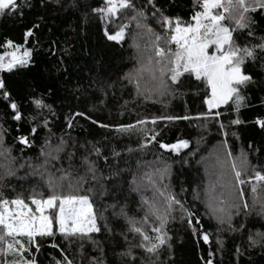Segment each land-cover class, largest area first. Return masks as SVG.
<instances>
[{"label": "trees", "instance_id": "1", "mask_svg": "<svg viewBox=\"0 0 264 264\" xmlns=\"http://www.w3.org/2000/svg\"><path fill=\"white\" fill-rule=\"evenodd\" d=\"M133 3L136 10L144 11L148 26L164 35L165 29L154 18L148 0ZM155 5L165 15L178 16L185 22H190L194 14L193 0H155ZM102 6L104 0H18L14 14L0 15V55L9 49L3 46L7 40L30 52L27 66L0 71V80L22 116L20 120L13 119L10 101L0 98V142L15 158L14 175H5L0 168V199L29 201L34 194L47 198L48 173L55 177L68 174L74 187L69 188V181L65 180L64 191L90 197L100 229L85 237H69L54 225L53 236H37L33 245L26 237L21 238L29 249L23 254L24 259H34L35 264H66L65 257L72 264H205L207 260L213 264H264V245L251 244L249 240L250 235L258 239L256 234L264 233V217L257 215L260 202L250 215H233L229 228L226 223L209 218L204 195L216 171L211 167L215 157L209 154L224 141L234 156L244 152L251 165L264 170V129L255 123L257 119L264 120V52L257 48V59L247 60L244 65L253 82L241 89L246 99L238 112L230 100L212 110L221 113L219 118L158 120L155 125H138L144 132L118 133L116 126L134 124L140 119L207 113L204 99L209 90L205 83L185 74L175 95L161 97L157 102L137 96L126 76L136 68L141 44L136 42L139 48L134 47L131 34L119 44L104 34L105 28L111 32L133 13L105 23L92 12ZM250 15L254 19V35L250 37L247 30L234 33L241 47L264 41V12L258 9ZM131 24L129 31L134 33L136 22ZM29 29L32 35L26 38ZM139 30L147 34L145 29ZM35 100L47 107H37ZM236 119L241 123L232 124ZM102 124L109 127H101ZM153 133L159 135L148 143ZM19 137H27L28 145L20 144ZM61 139L68 144L58 159L42 155V149L48 151L45 141L55 146ZM178 140L189 141V148L179 155L159 148L160 142L173 144ZM142 144L147 147L141 148ZM95 149L100 150L99 155ZM164 162L170 165L171 174L163 184L169 185L170 191L185 202V208L194 213L187 218L200 220L196 227L209 235V242L193 236L187 220L181 219L186 213L177 211L168 224L171 248L162 247L157 257L138 247L141 237L129 230V220L154 235L150 231L154 218H149L147 224L143 221L148 207L144 201L158 200L156 188L162 185L150 183L146 173L150 175ZM90 164L95 167L94 174L88 171ZM211 171L213 174H209ZM153 180L158 181V177ZM244 191L252 208L251 185L246 184ZM196 193L199 199L195 198ZM129 251L131 256L121 255ZM1 258L11 261L19 256Z\"/></svg>", "mask_w": 264, "mask_h": 264}, {"label": "snow or ice", "instance_id": "2", "mask_svg": "<svg viewBox=\"0 0 264 264\" xmlns=\"http://www.w3.org/2000/svg\"><path fill=\"white\" fill-rule=\"evenodd\" d=\"M148 3L154 9V18L165 29L164 35L156 33L148 26L144 11L136 10L133 0H104V6L93 8L92 12L99 14L102 20L109 22L122 15L126 16L128 12L133 13L128 17V23L119 25L118 30L114 33L105 28L106 38L117 44L125 40L126 29L133 21L136 22L138 29L146 30L151 41V54L147 56L146 61L138 60L139 67L126 76L137 96L157 102L161 97L175 95L181 78L185 74H189L197 81L206 84L209 92L204 99V104L207 106L208 112L197 117L169 115L154 117L151 121L140 119L134 124L118 125L115 130L118 133L131 134L137 131H146L138 128V125L148 123L155 125L158 120L171 122L219 118L221 113H213L212 110L227 104L230 100L234 101L235 111L238 112L246 99L241 94V89L253 82L252 76L246 74L244 65L247 60L257 59V48L264 52V41L252 47H241L236 42L234 33L238 30H247L250 37L254 35L251 30L254 19L250 14L256 13L258 9L264 12V0H193L194 14L191 17V22H185L178 16L173 18L165 15L163 10L156 8L155 0H148ZM197 8L199 10H195ZM17 9L18 0H0V15L14 14ZM31 35L32 30L29 29L25 33V37ZM162 41L168 47H162ZM172 45H175L174 51ZM3 46L12 49V51H6L4 55H0V71L11 72L17 67L28 65L30 52L27 49L21 50V46L14 45L11 40L5 41ZM133 46L139 48L135 37H133ZM0 98L10 101L8 106L14 113L13 119H22L18 106L12 101L11 94L6 90L3 80H0ZM34 103L37 107H47L40 100H35ZM75 115L83 116L84 114L76 113ZM93 123L97 122L93 121ZM231 123L239 124L241 121L236 119ZM255 123L264 129V120L257 119ZM68 126H72L71 119L68 120ZM100 126L109 127V125L103 124ZM220 127L223 131L224 125L221 124ZM32 131L35 132L36 129ZM158 135V133H153L149 137L148 143L155 141ZM18 139L20 144L28 145L29 143L27 137H19ZM67 144L68 142L63 139L55 146L45 141L44 148L48 151L45 152L42 149V155L51 160H56L59 158V153L65 150ZM144 147H147V144L141 145V148ZM159 148L179 155L181 150L189 148V141L178 140L173 144L160 142ZM99 151V149H95L97 155H99ZM71 156L72 154H69L70 160ZM214 157L215 160L211 167L216 170L214 172L215 178L206 185L204 192L206 207L210 214L209 218L217 220L219 224L226 223L229 228H232L233 215H250L258 201L260 203L257 215L264 217V196L259 195L264 193V170L251 165L248 155L244 152L234 156L226 141L220 145L214 153ZM0 158H2L0 168L4 170V174L14 175L13 163L15 158L11 156L10 149L2 146V142H0ZM40 167H44V165ZM88 171L94 174V165L90 164ZM170 174L171 168L166 162L162 166L156 167L150 175L146 173L150 183L155 185L159 182L162 185L156 188L158 200L152 203L147 200L144 201L148 207L143 221L147 224L149 218H154V223L150 226V231L154 235H149L144 228L136 226L135 221L129 220V230L141 237L142 242L138 247L147 254L157 257L162 247L171 248L168 224L170 220L175 219L174 213L177 211L182 214L186 213V217L182 215L181 219L187 220L193 236L202 239L204 243L209 242V235L196 227L201 223L200 220L197 218L193 221V219L187 218L192 217L194 213L185 208V202L179 200L170 191L169 185L163 184L164 178ZM153 177H158V181L153 180ZM246 177L247 179H245ZM93 178H95L94 175ZM65 180L69 181V188L74 187L70 182V175L55 177L48 173L46 183L50 194L47 198L42 196L37 198L39 194H34L30 197V204L23 198H15L10 201L0 199V256H19V259L11 261L5 259L3 264H35L34 259H24L23 254L29 249L25 247L21 238L26 237L29 244L33 245L37 236H53L55 234L54 225L57 226L62 235L69 237L77 235L85 237L89 233L100 231L92 211L90 197L77 194L76 191L66 193L63 183ZM246 184L251 185V193L254 194L252 208L247 203L244 191ZM75 187L78 188L79 183ZM195 198H200L199 193H196ZM30 205H33L34 208ZM243 226L240 225V227ZM256 235L258 239L250 235V243L264 245V233H257ZM121 255L131 256V252ZM65 262L72 264V261L67 260V257H65ZM57 264H62V262L58 261ZM205 264H213V262L207 260Z\"/></svg>", "mask_w": 264, "mask_h": 264}, {"label": "rangeland", "instance_id": "3", "mask_svg": "<svg viewBox=\"0 0 264 264\" xmlns=\"http://www.w3.org/2000/svg\"><path fill=\"white\" fill-rule=\"evenodd\" d=\"M104 21H105V23L108 22V20H104ZM123 23H128V20H125V21L121 22L120 24L114 26V28H112V31L111 32L114 33L116 30H118V26L121 25V24H123ZM132 27L133 26L130 23L129 24V27L126 29V36L131 34L130 39L133 40V37H135L136 42H138V43L141 44V50H140V54H138V56H137V61L138 60H141V59H143L144 61H146L147 56L151 54V52H150V49H151V41L148 39V35L147 34H143V31H140L139 30L137 32V28L133 29V31H135L134 33H132L131 31H129V30H131ZM161 46L162 47H168V45L165 44L163 41L161 42ZM171 47H172V49L174 51L175 50V45H172ZM7 51H12V49L9 48ZM2 55H4V53ZM138 67H139V64L136 63V68H138ZM145 77L147 78V75L146 74H145ZM216 151H217V149L215 150V152ZM214 153L211 152L209 154V157H214ZM209 174H213V172L211 171ZM26 202L30 204V200L29 201H26ZM30 206L34 208L33 205H30ZM57 230H58V228H57ZM3 261L4 260L0 256V264H3Z\"/></svg>", "mask_w": 264, "mask_h": 264}]
</instances>
